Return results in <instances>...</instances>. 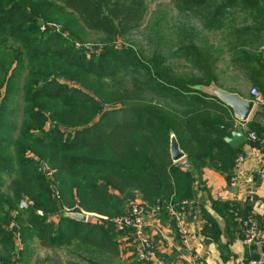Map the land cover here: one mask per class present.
<instances>
[{
  "label": "trees",
  "instance_id": "16d2710c",
  "mask_svg": "<svg viewBox=\"0 0 264 264\" xmlns=\"http://www.w3.org/2000/svg\"><path fill=\"white\" fill-rule=\"evenodd\" d=\"M180 1L194 8L207 29L226 30L231 62L263 88L264 0ZM145 12V0H0L2 264L15 247L6 228L11 211L24 245L37 240L43 248L75 244L84 251L49 257L51 264H118L121 233L112 218L127 198L137 193L148 205L159 197L178 202L195 197L194 183L205 169L232 177L240 147L225 137L236 118L230 106L204 90L222 86L216 49L195 35L182 41L181 55L190 64L185 74L157 50L140 62L116 42L141 24ZM87 31L101 35L99 51L75 44ZM128 65L140 77L106 80ZM52 120L57 125L46 130ZM172 136L185 154L176 162ZM22 200L26 206L20 208ZM75 205L89 213L86 221L63 210Z\"/></svg>",
  "mask_w": 264,
  "mask_h": 264
},
{
  "label": "crops",
  "instance_id": "0c3cea01",
  "mask_svg": "<svg viewBox=\"0 0 264 264\" xmlns=\"http://www.w3.org/2000/svg\"><path fill=\"white\" fill-rule=\"evenodd\" d=\"M260 82L263 88L255 87L258 90L257 98L251 94L250 90L254 86L250 83L235 90L217 86L242 99L253 101V107L241 127L245 133L254 130L262 136L264 78ZM235 123L237 126L239 121L235 119ZM239 147V154L243 158L238 167H234L233 175L237 176L235 183H230V180L211 169L203 170L201 181H195V198L200 213L195 218H187L192 233L188 244L180 240L169 215H160L155 225L148 219V233L159 256L155 260L156 264H246L251 257L260 256L264 259V243L248 247L242 240L235 219L237 214H250L264 229V180L256 174L257 170L264 168V148L249 139H245ZM14 240L17 246L20 240ZM118 242L123 264H138L130 238L121 233Z\"/></svg>",
  "mask_w": 264,
  "mask_h": 264
},
{
  "label": "rangeland",
  "instance_id": "374dc122",
  "mask_svg": "<svg viewBox=\"0 0 264 264\" xmlns=\"http://www.w3.org/2000/svg\"><path fill=\"white\" fill-rule=\"evenodd\" d=\"M145 2L146 12L141 24L131 32L127 33L124 37L118 38L116 46L123 45L126 48H130L140 62L144 59L147 60L153 51H160L167 57V62L175 68L177 73L185 74L190 72V64L187 58L181 55V43L182 41H186V38L190 36H199L201 42H205L203 45L216 49L217 51V74L219 77V85L235 90L246 83H250L257 88L254 83L246 78L244 71L231 62L233 52L226 44V41L228 40L226 37V30L220 31V29H207L202 25V21L200 20V17L196 15L194 8H186L185 4L180 0H145ZM236 22L240 23L239 20H236ZM57 30H61L59 24H57ZM75 44L79 46L81 45L80 47L86 51H99V48L102 46L101 35L87 31L84 33L81 43L76 42ZM107 76H113L106 78L108 82L112 80V82L125 81L129 83L133 77H140V74H138L137 69L135 70L128 65L127 67L120 69L115 75ZM205 88L204 90H206ZM105 106L109 107L108 104ZM15 122L19 125L20 117L15 120ZM53 124L57 125L53 120L51 122L48 121L44 127L47 130L53 128ZM59 129L65 132H72L74 130L64 126H60ZM46 173L49 175L48 171ZM1 177V181H3L4 184L7 183L9 178H7L6 175H1ZM54 198L56 197L54 196ZM19 207L22 208L25 207V205L19 204ZM124 209L125 205L123 211ZM10 215L11 218L9 224L15 222L17 226L13 225L11 228L8 224L6 225V228L12 231L13 240L17 235L16 232H18V238H20V241L17 246L15 245L11 256L12 258H10L8 263L51 264V262L48 261L49 257L66 259L71 256V254L68 253V250L73 251L77 249L79 252H84L81 248H77L75 244L66 248L50 249L41 247L39 242L35 240L30 242L29 246L24 245L20 236L21 226L16 220V212L11 211ZM114 261L118 264H123L121 258L119 261L118 259H115ZM0 262L2 261L0 260Z\"/></svg>",
  "mask_w": 264,
  "mask_h": 264
},
{
  "label": "built area",
  "instance_id": "2783aa9c",
  "mask_svg": "<svg viewBox=\"0 0 264 264\" xmlns=\"http://www.w3.org/2000/svg\"><path fill=\"white\" fill-rule=\"evenodd\" d=\"M250 91L251 94L257 98L258 90L252 87ZM238 124L243 126L244 122L239 121ZM246 139L258 142L264 148V134L259 136L256 131L249 130L246 133ZM242 158V155H237L234 164L235 168L238 167ZM42 169L51 174V169L47 163H43ZM256 174L261 180H264V168L257 170ZM236 180L237 176L234 174L230 178V183H235ZM197 186H200L199 183ZM53 195L57 199L60 198L57 190H54ZM20 205L26 206V202L22 200ZM75 207H77V205L72 208L64 207L63 210L86 213L88 219L90 216L89 213L81 209H75ZM38 213H41V211H38ZM163 213L169 215L173 219L175 229L182 243L188 244L192 237V233L188 228L187 218L188 216L195 218L200 213L195 197L183 198L178 202H174L171 197H159L152 205H148L141 199L139 194L136 193L133 197L127 198L124 211L112 218L115 231L125 233L130 238V244L133 246L134 258L138 264H156L155 260H157L159 256L157 255L154 241L148 233V219H151L153 221L152 224L155 225L160 215ZM91 216L96 215L91 213ZM235 219L238 223L242 240L248 247H252L253 245L258 246L264 243V229L252 215L237 214ZM13 225L17 226L15 222L9 224L11 228ZM16 234L15 239L20 240V238H18L19 233L16 232ZM192 257L195 256L192 255ZM0 264H2V262H0ZM246 264H264V259L260 256L251 257Z\"/></svg>",
  "mask_w": 264,
  "mask_h": 264
},
{
  "label": "water",
  "instance_id": "95a60500",
  "mask_svg": "<svg viewBox=\"0 0 264 264\" xmlns=\"http://www.w3.org/2000/svg\"><path fill=\"white\" fill-rule=\"evenodd\" d=\"M54 28H56V25H52ZM206 91L209 93L217 96L220 100H222L225 104L230 106L233 111L234 117L238 121H246L247 116L249 112L251 111L253 107V101L252 100H245L240 98L236 94H231V92H228L225 89H222L221 87H218L217 85L211 84L207 88H205ZM246 139V133L243 131L241 125L237 124L236 128H234L230 135L225 137V141L229 143V145L233 148H237L244 140ZM170 155L174 162L179 161L184 158L185 154L184 152L179 148V145L175 139V137H171L170 140ZM184 166L191 169L192 166L189 163H184ZM65 213L77 220L80 221H86L87 220V214L80 212V211H65ZM189 219H191V216H188Z\"/></svg>",
  "mask_w": 264,
  "mask_h": 264
}]
</instances>
